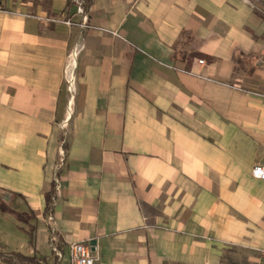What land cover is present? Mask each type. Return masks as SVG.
Wrapping results in <instances>:
<instances>
[{
    "label": "crops",
    "instance_id": "0c3cea01",
    "mask_svg": "<svg viewBox=\"0 0 264 264\" xmlns=\"http://www.w3.org/2000/svg\"><path fill=\"white\" fill-rule=\"evenodd\" d=\"M0 1V222L35 232L4 251L264 264V0H93L85 30L73 0Z\"/></svg>",
    "mask_w": 264,
    "mask_h": 264
},
{
    "label": "built area",
    "instance_id": "2783aa9c",
    "mask_svg": "<svg viewBox=\"0 0 264 264\" xmlns=\"http://www.w3.org/2000/svg\"><path fill=\"white\" fill-rule=\"evenodd\" d=\"M247 2H251L250 0H245ZM73 4L75 5L76 8V15H79L81 17L79 22H74L71 18L67 19V23L73 25L77 24L81 29L85 30L89 27V19H90V12L87 11L86 5H87V0H73ZM253 6H255L253 4ZM81 47L79 44L75 46V48L71 52V57L70 60L67 64V69L74 70V64H73V58L76 59V56L78 52L80 51ZM200 62L203 63V60ZM61 156L65 155V152L63 149L60 151ZM63 160V159H62ZM252 175L253 177L257 179H263L264 180V164H256L253 169H252ZM54 182V189H55V194L53 196V205L56 202V198L60 195L61 193V181L58 178V174L55 173V176L53 178ZM52 211L49 213V220H53L52 216ZM71 259H70V264H95V255L93 254L92 247L90 244L83 242V241H77L71 243ZM51 248L52 250L57 254L58 258H62V253L58 250L57 246L54 243V238H51ZM257 251L264 256V247H260L257 249ZM0 264H4L0 262Z\"/></svg>",
    "mask_w": 264,
    "mask_h": 264
},
{
    "label": "trees",
    "instance_id": "16d2710c",
    "mask_svg": "<svg viewBox=\"0 0 264 264\" xmlns=\"http://www.w3.org/2000/svg\"><path fill=\"white\" fill-rule=\"evenodd\" d=\"M93 0H87L86 9L90 12V8L92 5ZM1 3V1H0ZM71 4V1H70ZM187 30L182 31L181 38L177 42V48L180 47L181 44H183L184 40L183 37ZM182 53V51H179ZM176 55V54H175ZM237 61L240 60L239 57L236 59ZM55 194V189H53L46 194V210L52 211L53 209V196ZM29 244L34 245L35 244V232L33 230L30 231V238H29ZM0 262L4 264H49L46 261V258L38 257L37 255H28L21 251H4L0 250Z\"/></svg>",
    "mask_w": 264,
    "mask_h": 264
},
{
    "label": "rangeland",
    "instance_id": "374dc122",
    "mask_svg": "<svg viewBox=\"0 0 264 264\" xmlns=\"http://www.w3.org/2000/svg\"><path fill=\"white\" fill-rule=\"evenodd\" d=\"M6 224V225H4ZM4 231H7L8 233H11L13 235V238L14 240L18 243H21L23 242V238L24 237V233H23V228L21 227V223L16 221H12V222H8V223H2L0 222V249L1 250H4L1 246L4 245L3 241H2V234ZM28 239H29V236H27L24 240L25 244L27 245V242H28ZM18 248H19V245H18ZM19 250H22L23 252L26 251L25 248L22 249V247L19 249Z\"/></svg>",
    "mask_w": 264,
    "mask_h": 264
},
{
    "label": "bare ground",
    "instance_id": "6f19581e",
    "mask_svg": "<svg viewBox=\"0 0 264 264\" xmlns=\"http://www.w3.org/2000/svg\"><path fill=\"white\" fill-rule=\"evenodd\" d=\"M75 63H76V59L75 58H73V64H74V66H75ZM73 82V81H72Z\"/></svg>",
    "mask_w": 264,
    "mask_h": 264
},
{
    "label": "water",
    "instance_id": "95a60500",
    "mask_svg": "<svg viewBox=\"0 0 264 264\" xmlns=\"http://www.w3.org/2000/svg\"><path fill=\"white\" fill-rule=\"evenodd\" d=\"M95 242V241H94Z\"/></svg>",
    "mask_w": 264,
    "mask_h": 264
}]
</instances>
